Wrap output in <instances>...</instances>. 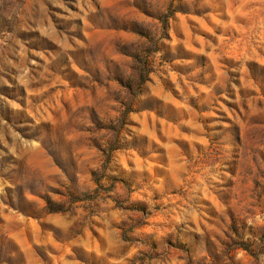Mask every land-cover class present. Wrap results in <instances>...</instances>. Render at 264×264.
<instances>
[{"label":"rangeland","instance_id":"374dc122","mask_svg":"<svg viewBox=\"0 0 264 264\" xmlns=\"http://www.w3.org/2000/svg\"><path fill=\"white\" fill-rule=\"evenodd\" d=\"M0 264H264V0H0Z\"/></svg>","mask_w":264,"mask_h":264}]
</instances>
